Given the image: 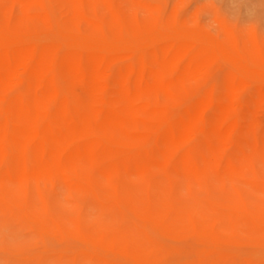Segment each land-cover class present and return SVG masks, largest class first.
Here are the masks:
<instances>
[{"label":"bare ground","instance_id":"obj_1","mask_svg":"<svg viewBox=\"0 0 264 264\" xmlns=\"http://www.w3.org/2000/svg\"><path fill=\"white\" fill-rule=\"evenodd\" d=\"M263 158L264 50L108 0H0V203L62 245L39 259L264 264V184L240 180ZM63 192L119 227L42 211Z\"/></svg>","mask_w":264,"mask_h":264},{"label":"rangeland","instance_id":"obj_2","mask_svg":"<svg viewBox=\"0 0 264 264\" xmlns=\"http://www.w3.org/2000/svg\"><path fill=\"white\" fill-rule=\"evenodd\" d=\"M108 2L113 8L128 11L134 17L156 21L160 26L168 19H172L180 29L188 28L215 37L226 36L235 43L246 44L251 50H264V0H108ZM54 13L50 15L53 16ZM53 18L51 19L54 20L55 31L47 37L48 41L58 40L55 17ZM259 59L252 58L255 61L250 62L249 67L253 69L260 65ZM261 164L264 165V158ZM251 167H247L245 174L240 177L241 182L264 184V180L257 177ZM206 193L203 186H196L185 194L186 202L197 206L205 204ZM61 199L63 202L60 204H45L42 211L59 220L73 216L80 217L83 223L111 229L120 225L118 214L108 205L82 204L69 192H63ZM42 240L51 255L56 254L62 247L50 234L33 230L14 209L0 203V264H63L55 258L41 260L36 256L42 248Z\"/></svg>","mask_w":264,"mask_h":264}]
</instances>
